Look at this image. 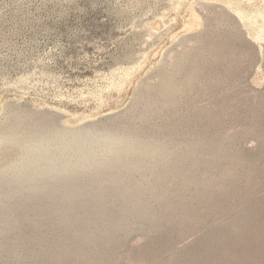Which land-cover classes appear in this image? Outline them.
Returning <instances> with one entry per match:
<instances>
[{"label": "rangeland", "instance_id": "374dc122", "mask_svg": "<svg viewBox=\"0 0 264 264\" xmlns=\"http://www.w3.org/2000/svg\"><path fill=\"white\" fill-rule=\"evenodd\" d=\"M0 264H264V0H0Z\"/></svg>", "mask_w": 264, "mask_h": 264}]
</instances>
